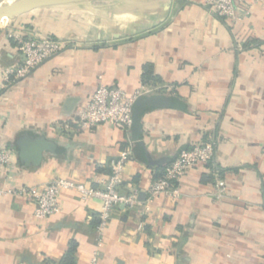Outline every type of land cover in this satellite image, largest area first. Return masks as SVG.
<instances>
[{"label":"crops","instance_id":"0c3cea01","mask_svg":"<svg viewBox=\"0 0 264 264\" xmlns=\"http://www.w3.org/2000/svg\"><path fill=\"white\" fill-rule=\"evenodd\" d=\"M4 27L68 44L0 91L2 137L15 153L13 177L0 169V264H59L72 242L75 264L94 256L97 264H264V0L239 21L217 17L208 0H91L38 9L0 24V73L23 60ZM148 65L158 78L149 84L177 104L146 108L137 140L107 124L59 126L99 83L132 94ZM22 138H44L54 148L38 165L26 164ZM207 140L222 176L198 164L181 179L178 199L156 196L147 212L118 205L99 247L100 200L62 190L60 210L40 221L26 197L6 193L55 178L100 186L110 162L130 148L121 191L139 190L144 201L180 150Z\"/></svg>","mask_w":264,"mask_h":264},{"label":"built area","instance_id":"2783aa9c","mask_svg":"<svg viewBox=\"0 0 264 264\" xmlns=\"http://www.w3.org/2000/svg\"><path fill=\"white\" fill-rule=\"evenodd\" d=\"M260 0H208L211 11L219 18L239 21L250 14L252 5ZM242 12L238 13V8ZM7 37L11 39L15 50L24 59L16 65L4 68L0 73V91H3L14 82L26 77L36 67L41 65L53 55L67 47V42L50 37L27 36L18 30H7ZM264 47V41L261 44ZM101 79V77H99ZM149 83L141 84L132 94H127L118 87L99 83L89 100L81 107L71 119L62 121L59 126L64 130L73 129L72 126L85 130L101 124L120 127L126 131L132 126V106L138 97L156 95L162 90ZM4 117L0 115V169L6 171L11 179L14 172L15 153L6 144L2 137ZM214 145L212 141H203L179 151L173 161L164 169L163 175L155 178L145 190L146 199H139V190L121 191L123 170L126 162L132 155L130 148L124 149L109 164V173L100 181V186H85L70 180L55 178L40 188L12 187L6 193L21 195L34 204V217L37 220H46L57 213L59 208V194L62 190H75L86 200L96 198L101 201L96 225L97 246H101L104 232L108 226L114 209L118 205L127 207L140 206L145 212L149 210V201L159 195L178 199L180 195L179 184L185 174L198 164H206L212 160ZM224 181L218 179L216 183L217 197L224 193ZM90 264H97L96 256L92 257Z\"/></svg>","mask_w":264,"mask_h":264},{"label":"water","instance_id":"95a60500","mask_svg":"<svg viewBox=\"0 0 264 264\" xmlns=\"http://www.w3.org/2000/svg\"><path fill=\"white\" fill-rule=\"evenodd\" d=\"M91 0H5L0 2V24L6 20H12L26 15L38 9L76 5ZM24 59V56H22ZM173 97L156 94L152 96L138 97L132 106L131 136L138 139L141 124L140 119L144 110L148 107L175 106ZM54 145L44 138L29 140L22 138L20 141L19 158L26 164L38 165L42 160L43 152L52 150Z\"/></svg>","mask_w":264,"mask_h":264},{"label":"trees","instance_id":"16d2710c","mask_svg":"<svg viewBox=\"0 0 264 264\" xmlns=\"http://www.w3.org/2000/svg\"><path fill=\"white\" fill-rule=\"evenodd\" d=\"M28 15V14H27ZM25 15V16H27ZM50 38H54V37H50ZM11 40V39H10ZM13 44V43H12ZM259 44V43H258ZM158 81V78L156 76H154L153 72H152V68L151 66H146L144 68V73L142 75V82L143 83H155ZM208 168H211L212 170L216 171L217 174H219L220 176L223 175V170H221L220 168H218L214 163L213 160H210L208 163L205 164ZM164 169L165 167H163V169L157 173L156 177H160L161 175H163L164 173ZM154 178V179H155ZM98 224V218L96 219L94 226H96ZM74 252H75V244L72 242L70 244L69 249L67 250L66 254L62 257L61 261L59 264H75V258H74Z\"/></svg>","mask_w":264,"mask_h":264},{"label":"rangeland","instance_id":"374dc122","mask_svg":"<svg viewBox=\"0 0 264 264\" xmlns=\"http://www.w3.org/2000/svg\"><path fill=\"white\" fill-rule=\"evenodd\" d=\"M4 29H11V30H14V29H12V28H7V27H6V28L4 27Z\"/></svg>","mask_w":264,"mask_h":264}]
</instances>
